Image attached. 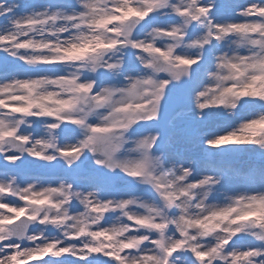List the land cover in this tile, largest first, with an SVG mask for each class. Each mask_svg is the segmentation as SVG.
<instances>
[{
	"label": "snow or ice",
	"instance_id": "snow-or-ice-1",
	"mask_svg": "<svg viewBox=\"0 0 264 264\" xmlns=\"http://www.w3.org/2000/svg\"><path fill=\"white\" fill-rule=\"evenodd\" d=\"M0 264H264V0H0Z\"/></svg>",
	"mask_w": 264,
	"mask_h": 264
},
{
	"label": "rangeland",
	"instance_id": "rangeland-1",
	"mask_svg": "<svg viewBox=\"0 0 264 264\" xmlns=\"http://www.w3.org/2000/svg\"><path fill=\"white\" fill-rule=\"evenodd\" d=\"M21 2H26V0H21Z\"/></svg>",
	"mask_w": 264,
	"mask_h": 264
}]
</instances>
